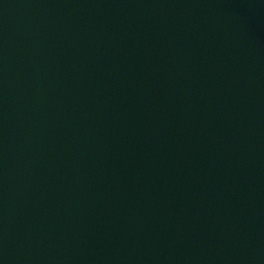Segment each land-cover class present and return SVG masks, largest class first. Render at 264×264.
I'll return each mask as SVG.
<instances>
[{
    "label": "water",
    "instance_id": "water-1",
    "mask_svg": "<svg viewBox=\"0 0 264 264\" xmlns=\"http://www.w3.org/2000/svg\"><path fill=\"white\" fill-rule=\"evenodd\" d=\"M0 264H264V0H0Z\"/></svg>",
    "mask_w": 264,
    "mask_h": 264
}]
</instances>
